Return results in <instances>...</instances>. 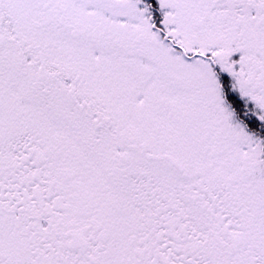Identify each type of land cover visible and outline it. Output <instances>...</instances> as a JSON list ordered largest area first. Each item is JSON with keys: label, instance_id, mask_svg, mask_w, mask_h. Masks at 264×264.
<instances>
[{"label": "snow or ice", "instance_id": "obj_1", "mask_svg": "<svg viewBox=\"0 0 264 264\" xmlns=\"http://www.w3.org/2000/svg\"><path fill=\"white\" fill-rule=\"evenodd\" d=\"M0 264H264V0H0Z\"/></svg>", "mask_w": 264, "mask_h": 264}]
</instances>
